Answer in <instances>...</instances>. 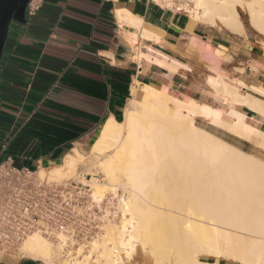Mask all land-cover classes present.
<instances>
[{
    "label": "crops",
    "instance_id": "0c3cea01",
    "mask_svg": "<svg viewBox=\"0 0 264 264\" xmlns=\"http://www.w3.org/2000/svg\"><path fill=\"white\" fill-rule=\"evenodd\" d=\"M261 42L193 20L173 0H44L25 22L11 21L4 43L0 160L38 171L61 166L74 150L83 155L108 120L122 119L132 88L143 86L243 115L252 129L245 133L197 119L264 158L256 133H264V114L206 82L207 75L237 79V99H264L251 88H264ZM0 264L47 263L28 256Z\"/></svg>",
    "mask_w": 264,
    "mask_h": 264
},
{
    "label": "bare ground",
    "instance_id": "6f19581e",
    "mask_svg": "<svg viewBox=\"0 0 264 264\" xmlns=\"http://www.w3.org/2000/svg\"><path fill=\"white\" fill-rule=\"evenodd\" d=\"M238 6L264 36V0L185 2L193 20L241 33ZM259 45L264 48V42ZM206 78L215 89L264 114V99L236 98L237 79ZM251 88L264 95V88ZM199 115L234 131L252 130L237 112H219L166 88L133 87L122 119L102 126L86 158L74 150L61 166L36 171L48 181H61L87 159L90 169L82 180L90 184L95 202L108 190L122 191L115 210L120 221L103 218L102 233L90 241L88 253L66 257L61 264H92L93 252L105 257V264H120L122 255L130 258L138 248L150 253L155 264H264V158L196 124ZM256 133L264 146V133ZM42 235L39 230L27 234L20 250L56 264L52 243ZM64 237L59 234V248Z\"/></svg>",
    "mask_w": 264,
    "mask_h": 264
},
{
    "label": "rangeland",
    "instance_id": "374dc122",
    "mask_svg": "<svg viewBox=\"0 0 264 264\" xmlns=\"http://www.w3.org/2000/svg\"><path fill=\"white\" fill-rule=\"evenodd\" d=\"M244 1L249 4L252 0ZM238 12L243 27L240 34H243L250 41L254 40L255 42H259L262 40L264 42L263 34L251 21L248 13L241 6H238ZM217 26L231 30L226 26ZM196 124L202 127L205 125L199 119L196 120ZM87 151L86 148L85 152H83L85 158L87 157ZM89 169V161L83 159L77 165V173L61 181H48L35 174L41 182H44L45 188L38 192V194H32L28 198L29 213L37 214L39 221L37 225L38 229L33 231L39 230L41 235L43 234L42 236L52 243L53 252L58 258L56 264H61L59 261L66 257L74 258L80 255L79 257L82 258V254H87L90 241L102 233V227L100 225L103 222V218L106 217L105 219L111 222L120 221V216L115 210L118 202L117 195L122 193L121 189L116 194L108 190L105 193L106 196L104 195L100 202H95L91 197L90 184L82 180L83 175H87ZM97 177L99 178V176ZM52 205L55 208V214L48 216L49 206ZM59 234L65 235V240L62 242L60 248ZM21 241L12 250H0L2 260L14 257L21 259L27 258L28 255L20 250L19 245ZM3 243H5V239H0V245ZM79 248H81L80 253H78ZM139 249H136L130 258L123 257V255L122 257L120 256L122 259L120 260V264H155L153 263L154 258L151 257L152 255L150 253ZM89 261L92 264L107 263L105 257L100 256L96 258V253L94 252L91 254Z\"/></svg>",
    "mask_w": 264,
    "mask_h": 264
},
{
    "label": "built area",
    "instance_id": "2783aa9c",
    "mask_svg": "<svg viewBox=\"0 0 264 264\" xmlns=\"http://www.w3.org/2000/svg\"><path fill=\"white\" fill-rule=\"evenodd\" d=\"M43 1L28 0L25 19L33 16ZM173 2L186 12L187 0ZM35 174L36 170L28 166H16L9 159L0 160V239H5V243L0 245L1 251L12 250L24 236L38 229V217L35 213H29L28 198L38 194L45 186ZM48 211V216L55 214L53 205L49 206Z\"/></svg>",
    "mask_w": 264,
    "mask_h": 264
},
{
    "label": "water",
    "instance_id": "95a60500",
    "mask_svg": "<svg viewBox=\"0 0 264 264\" xmlns=\"http://www.w3.org/2000/svg\"><path fill=\"white\" fill-rule=\"evenodd\" d=\"M28 0H0V60L13 19L25 22V8Z\"/></svg>",
    "mask_w": 264,
    "mask_h": 264
},
{
    "label": "trees",
    "instance_id": "16d2710c",
    "mask_svg": "<svg viewBox=\"0 0 264 264\" xmlns=\"http://www.w3.org/2000/svg\"><path fill=\"white\" fill-rule=\"evenodd\" d=\"M117 120L120 121L121 120V117H118Z\"/></svg>",
    "mask_w": 264,
    "mask_h": 264
}]
</instances>
